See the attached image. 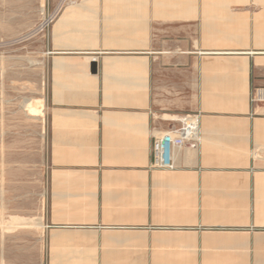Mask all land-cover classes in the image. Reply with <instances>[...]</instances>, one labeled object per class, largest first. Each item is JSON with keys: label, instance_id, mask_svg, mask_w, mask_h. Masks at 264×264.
Segmentation results:
<instances>
[{"label": "crops", "instance_id": "crops-1", "mask_svg": "<svg viewBox=\"0 0 264 264\" xmlns=\"http://www.w3.org/2000/svg\"><path fill=\"white\" fill-rule=\"evenodd\" d=\"M50 14L42 208L16 263L264 264V0ZM185 115L196 140L152 167Z\"/></svg>", "mask_w": 264, "mask_h": 264}, {"label": "rangeland", "instance_id": "rangeland-1", "mask_svg": "<svg viewBox=\"0 0 264 264\" xmlns=\"http://www.w3.org/2000/svg\"><path fill=\"white\" fill-rule=\"evenodd\" d=\"M58 1L0 0V264L28 256L17 247L32 245L41 213L47 30Z\"/></svg>", "mask_w": 264, "mask_h": 264}, {"label": "built area", "instance_id": "built-area-1", "mask_svg": "<svg viewBox=\"0 0 264 264\" xmlns=\"http://www.w3.org/2000/svg\"><path fill=\"white\" fill-rule=\"evenodd\" d=\"M198 134V116L185 115L179 118L176 126L169 129L152 141L151 166L160 169H171V150L174 146H182L196 140Z\"/></svg>", "mask_w": 264, "mask_h": 264}, {"label": "bare ground", "instance_id": "bare-ground-1", "mask_svg": "<svg viewBox=\"0 0 264 264\" xmlns=\"http://www.w3.org/2000/svg\"><path fill=\"white\" fill-rule=\"evenodd\" d=\"M41 108H42V105L38 102H35L33 108L30 111L31 113H33V115H36L37 112L41 111Z\"/></svg>", "mask_w": 264, "mask_h": 264}, {"label": "water", "instance_id": "water-1", "mask_svg": "<svg viewBox=\"0 0 264 264\" xmlns=\"http://www.w3.org/2000/svg\"><path fill=\"white\" fill-rule=\"evenodd\" d=\"M90 70H91V72H95L96 71V62L95 61H92L90 63Z\"/></svg>", "mask_w": 264, "mask_h": 264}]
</instances>
